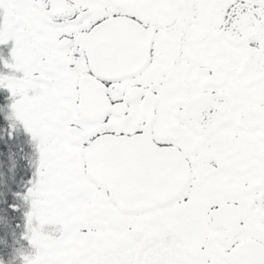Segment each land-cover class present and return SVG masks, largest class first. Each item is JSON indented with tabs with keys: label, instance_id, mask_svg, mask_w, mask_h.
<instances>
[{
	"label": "snow or ice",
	"instance_id": "obj_1",
	"mask_svg": "<svg viewBox=\"0 0 264 264\" xmlns=\"http://www.w3.org/2000/svg\"><path fill=\"white\" fill-rule=\"evenodd\" d=\"M0 264H264V0H0Z\"/></svg>",
	"mask_w": 264,
	"mask_h": 264
}]
</instances>
